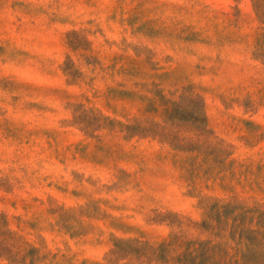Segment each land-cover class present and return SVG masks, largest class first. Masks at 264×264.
I'll return each mask as SVG.
<instances>
[{
	"label": "rangeland",
	"instance_id": "1",
	"mask_svg": "<svg viewBox=\"0 0 264 264\" xmlns=\"http://www.w3.org/2000/svg\"><path fill=\"white\" fill-rule=\"evenodd\" d=\"M0 264H264V0H0Z\"/></svg>",
	"mask_w": 264,
	"mask_h": 264
}]
</instances>
